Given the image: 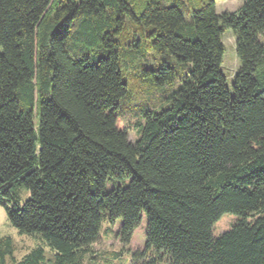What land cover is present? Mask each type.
Instances as JSON below:
<instances>
[{"label":"trees","instance_id":"1","mask_svg":"<svg viewBox=\"0 0 264 264\" xmlns=\"http://www.w3.org/2000/svg\"><path fill=\"white\" fill-rule=\"evenodd\" d=\"M216 1L0 0V203L51 249L17 259L0 236V264H85L117 219L126 245L144 230L132 264H264V0ZM143 47L175 65L142 71L169 89L133 140L120 101Z\"/></svg>","mask_w":264,"mask_h":264},{"label":"rangeland","instance_id":"2","mask_svg":"<svg viewBox=\"0 0 264 264\" xmlns=\"http://www.w3.org/2000/svg\"><path fill=\"white\" fill-rule=\"evenodd\" d=\"M244 0H217L216 10L218 13L223 11H234L238 9ZM224 44V54L221 64V70L226 78L227 86L231 89L235 75L238 71L240 62L236 53L235 36L231 29H226L222 36ZM138 61L126 71V79L129 84L128 93L120 101L119 125L127 126L130 139L138 136L137 122L141 120V114L147 109H160L163 106L166 92L169 88L158 87L149 73L142 74L144 69H157L163 62L175 61L165 54L155 53L147 47L142 48ZM169 60V61H168ZM170 63V62H169ZM141 65V66H139ZM142 67V68H141ZM141 69V71H140ZM140 71V72H139ZM237 219L234 213L226 212L221 215L214 224V232L218 236L231 228L233 222ZM121 219H117V224L112 226L105 222L102 226V232L99 240L92 245L91 256L85 260V264H132V253L135 249H143V234L141 228L138 233L135 232L132 241L126 245L121 242L117 236ZM0 236L11 237L14 245V256L21 259L25 254L37 246H44L48 255H51V249L44 244L38 234L21 233L11 224L7 210L0 203Z\"/></svg>","mask_w":264,"mask_h":264}]
</instances>
